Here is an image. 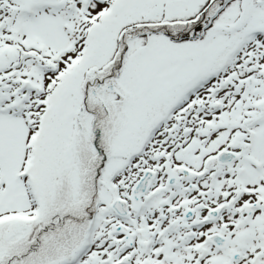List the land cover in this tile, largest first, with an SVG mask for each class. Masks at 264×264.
<instances>
[{"label":"snow or ice","instance_id":"6c2138e0","mask_svg":"<svg viewBox=\"0 0 264 264\" xmlns=\"http://www.w3.org/2000/svg\"><path fill=\"white\" fill-rule=\"evenodd\" d=\"M0 264H264V0H0Z\"/></svg>","mask_w":264,"mask_h":264}]
</instances>
